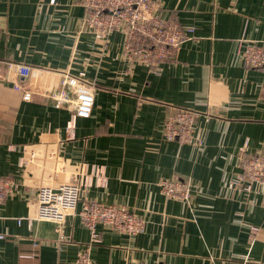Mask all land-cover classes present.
Wrapping results in <instances>:
<instances>
[{"label":"crops","instance_id":"0c3cea01","mask_svg":"<svg viewBox=\"0 0 264 264\" xmlns=\"http://www.w3.org/2000/svg\"><path fill=\"white\" fill-rule=\"evenodd\" d=\"M156 1L193 32L150 67L128 62L119 31L83 27L79 0H0L2 75L10 61L67 70L95 93L90 116L73 117L0 79V175L16 183L0 203V264H76L83 251L92 264H264V180L235 183L240 149L264 152V65L236 53L264 47V0ZM177 107L196 112L191 142L163 136ZM162 179L188 181L189 201L166 197ZM66 182L75 208L61 224L38 217L37 188ZM85 201L125 207L143 229L99 224L93 236Z\"/></svg>","mask_w":264,"mask_h":264},{"label":"built area","instance_id":"2783aa9c","mask_svg":"<svg viewBox=\"0 0 264 264\" xmlns=\"http://www.w3.org/2000/svg\"><path fill=\"white\" fill-rule=\"evenodd\" d=\"M52 2L54 0H51ZM83 7L82 26L106 38L113 31L124 37L123 55L130 63L155 67L175 58L177 47L193 32L190 26H180L167 21L159 14L161 5L156 0H79ZM236 53L250 67L264 65V47L250 41L240 42ZM0 79L12 80L14 88L21 91L24 101L49 100L56 107L66 108L73 117H89L94 105V89L84 78L67 70L31 67L10 61L7 74ZM19 79H24L21 83ZM196 112L177 107L164 121L163 136L179 143L191 142ZM239 181L245 189L253 181L264 180V152H248L241 148L238 154ZM158 185L162 193L180 201H189L190 183L182 179H162ZM16 183L0 175V203L13 193ZM80 189L75 183H60L56 187L42 184L37 188V216L53 219L60 224L79 199ZM81 221L93 236L97 225H106L120 233L134 235L143 229L144 222L133 211L119 205L85 201L78 212ZM19 220V219H18ZM257 227H251V235ZM0 232V238L4 237ZM76 264H92L85 251L78 253Z\"/></svg>","mask_w":264,"mask_h":264}]
</instances>
